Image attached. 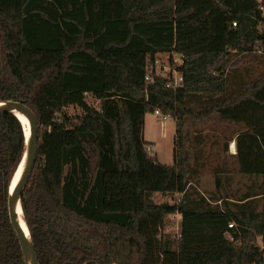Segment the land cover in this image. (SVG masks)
<instances>
[{"label": "trees", "instance_id": "obj_1", "mask_svg": "<svg viewBox=\"0 0 264 264\" xmlns=\"http://www.w3.org/2000/svg\"><path fill=\"white\" fill-rule=\"evenodd\" d=\"M258 47L264 0H0V101L22 100L38 118L21 201L40 263L264 264V72L228 70ZM161 54L182 57L183 86L146 80ZM156 110L176 120L173 164L143 139ZM212 115L243 126L234 156L261 178L237 201L189 190L185 124ZM25 133L14 114L0 116V264H26L8 211ZM157 193L180 196L167 205ZM176 213L180 236L164 237Z\"/></svg>", "mask_w": 264, "mask_h": 264}, {"label": "rangeland", "instance_id": "obj_2", "mask_svg": "<svg viewBox=\"0 0 264 264\" xmlns=\"http://www.w3.org/2000/svg\"><path fill=\"white\" fill-rule=\"evenodd\" d=\"M234 69L238 70V74H241L242 77L246 76L249 79L259 77L264 72V53L252 52L251 54L234 55L228 65V70ZM86 98L91 106L100 108V102L91 94L86 95ZM65 111L72 116L83 113V110L76 106H69ZM242 129V125L223 121L219 119L218 115H212L204 120L189 118L186 121L187 146L191 155L190 166L197 170L196 174L190 178V191L198 192L210 199L219 196L237 201L249 192L250 188L261 182L260 177L243 175L239 170L237 159L233 155V142L230 140L237 131ZM175 134L176 120L173 116L164 120L153 112H148L145 115L143 139L153 145L146 148L162 163H174ZM196 136L202 138L203 145H196ZM226 144H228L227 151L225 150ZM198 148L201 150L199 157L196 153ZM218 179L220 180L219 184ZM179 196L176 193H157L154 198L158 203L169 205L177 201ZM180 231L181 215L176 213L166 216L162 229L163 236L178 239Z\"/></svg>", "mask_w": 264, "mask_h": 264}, {"label": "water", "instance_id": "obj_3", "mask_svg": "<svg viewBox=\"0 0 264 264\" xmlns=\"http://www.w3.org/2000/svg\"><path fill=\"white\" fill-rule=\"evenodd\" d=\"M15 111H22L24 113V116L28 119L29 137H26V151L10 185L8 196L9 218L12 227L19 238L25 263L41 264L35 249L34 242L32 240L31 233L25 220L21 201L22 194L33 173L35 164L38 159V118L34 111L29 106H27L22 100L0 101V116L3 114L12 113L23 124L22 120L17 116ZM18 173L19 176L17 177ZM20 213L23 217L26 227H24L20 220Z\"/></svg>", "mask_w": 264, "mask_h": 264}, {"label": "built area", "instance_id": "obj_4", "mask_svg": "<svg viewBox=\"0 0 264 264\" xmlns=\"http://www.w3.org/2000/svg\"><path fill=\"white\" fill-rule=\"evenodd\" d=\"M234 25H236V22H234ZM255 52L261 54V53H264V50L263 48L258 47ZM181 64H183L182 57H173V64H172L169 54L157 55L155 57L154 62H152L151 64L150 71L146 75V80L148 82H153L156 76H164L168 78L166 87L177 89L183 86V82H184V76L182 72L178 70V67H177L178 65H181ZM154 114L157 115L158 117L163 118L164 120L172 117L171 114H164L160 110H156ZM233 226H234L233 223L229 224V227H233Z\"/></svg>", "mask_w": 264, "mask_h": 264}, {"label": "bare ground", "instance_id": "obj_5", "mask_svg": "<svg viewBox=\"0 0 264 264\" xmlns=\"http://www.w3.org/2000/svg\"><path fill=\"white\" fill-rule=\"evenodd\" d=\"M15 113L17 114V116L22 120L23 124H24V127H25V131H26V137H29V129H28V126H29V121L28 119L24 116V113L22 111H15ZM19 176V173L17 175V177ZM20 220L22 222V224L25 226V222L23 220V217L20 213ZM27 229V228H26Z\"/></svg>", "mask_w": 264, "mask_h": 264}, {"label": "crops", "instance_id": "obj_6", "mask_svg": "<svg viewBox=\"0 0 264 264\" xmlns=\"http://www.w3.org/2000/svg\"><path fill=\"white\" fill-rule=\"evenodd\" d=\"M230 142H233L232 143V148H233V152H234V154H235V150H236V146H235V144H236V142H235V140H230ZM195 143H196V145L197 144H199V145H203V141H202V138H200L199 136H196V140H195ZM153 146V145H152ZM234 146H235V150H234ZM233 154V155H234ZM218 202H221V201H218Z\"/></svg>", "mask_w": 264, "mask_h": 264}]
</instances>
